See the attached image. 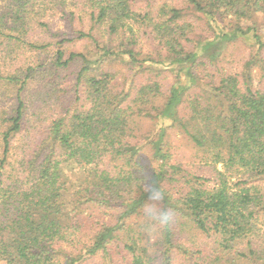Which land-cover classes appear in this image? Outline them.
Returning <instances> with one entry per match:
<instances>
[{
	"label": "trees",
	"instance_id": "trees-1",
	"mask_svg": "<svg viewBox=\"0 0 264 264\" xmlns=\"http://www.w3.org/2000/svg\"><path fill=\"white\" fill-rule=\"evenodd\" d=\"M59 1L63 4L64 0H11L10 6L0 8V46L8 56L19 50L48 47L50 43H42L41 37L38 41L34 33L41 36L46 31L49 26L42 19ZM94 1L93 20L98 24L108 21L111 33L123 26L124 19L133 17L132 0ZM187 1L210 22L216 21L219 13L249 19L253 13L264 11V0ZM180 14L174 7L168 19L153 23L149 34L164 48L165 54L160 55L164 61L141 60L133 48L120 53L104 48L105 57L112 52L128 54L134 68L145 63H172L174 82L161 106L156 103L163 96L159 81H134L132 92L125 93L119 91L114 74L103 69L100 61L86 59L76 90L82 88L87 108L52 120L39 144L8 163V169L0 170V261L81 264L103 253L109 262L117 264L112 250L123 232L124 264H156L157 259L159 264H173L176 251L188 254L190 248L178 235L191 225L214 240L210 253L200 249L192 252L197 254L198 263L264 264V86L254 84L250 71L257 59L248 63L244 75H227L218 85L187 95L199 84L200 63L216 60L229 42L248 34L249 29L237 26L213 40L195 42L193 50L187 46L192 41L191 24L179 21ZM130 32L134 34L132 29ZM85 37L92 35L80 31L79 38ZM254 37L262 49L264 41L256 33ZM57 53L58 66L69 64L77 56L73 53L63 60L64 52ZM31 69L8 70L0 65V85L16 87L21 83L12 125L0 132L6 160L13 136L23 129L26 106L20 91L32 84ZM185 103L190 110L187 115L182 112ZM154 112L158 120L171 123L162 126V139L151 141L157 168L143 174L139 159L144 146L134 141L136 118ZM170 127L182 128L215 165H222L213 184L203 178V183L186 190L169 186L174 182L172 174L180 170L171 164L172 155L165 148L164 137ZM73 163L89 167L80 185L81 202L117 211L122 218L144 215L145 206L152 203L148 193L141 190L142 184L151 182L163 189L165 198L156 206L172 210L174 220L164 230L156 225L160 248L155 249L143 232L122 221L104 224L89 245L67 253L66 245L76 246L80 229V221L68 220L63 207L64 166ZM157 250L160 255L155 256Z\"/></svg>",
	"mask_w": 264,
	"mask_h": 264
},
{
	"label": "rangeland",
	"instance_id": "rangeland-1",
	"mask_svg": "<svg viewBox=\"0 0 264 264\" xmlns=\"http://www.w3.org/2000/svg\"><path fill=\"white\" fill-rule=\"evenodd\" d=\"M59 2L60 4L50 9L49 14L42 19L49 26L46 31L41 33V36H39L40 32L34 33V37L38 41H41L39 39L41 37L42 43H50L47 48L19 50L12 56H8L0 46L2 69L21 68L26 72L28 68H32L31 80H33L31 85H27L20 91L26 106L22 120L23 129L13 136L7 160L0 138V170L8 169V163H13L18 156L29 152L39 144L52 120L58 116L71 115L79 109L87 108L88 104L84 100L85 94L82 92V88L76 90L77 76L85 65L86 59L94 63L100 61L103 69L114 74L119 91L125 93L132 92L134 81L138 84L159 81L162 85L163 96L157 99L156 103L157 106H161L174 82L175 73L172 63H145L134 68L128 54L115 55L112 52L105 57L104 48L119 53L126 48H133L141 60L164 61V57L160 56L165 54L164 48L159 42L149 38L151 36L149 34L153 23L168 19L171 16V9L174 7L181 11L178 20L191 24L189 36L192 41L187 42V46L193 50L195 42L213 40L223 33H231L237 26L244 30L249 29L248 34H240L238 39L229 42L216 60L205 59L204 64L200 63L199 84L188 92V97L194 95V92L209 89L214 84L218 85L227 75H244L248 63L254 57L257 59V64L250 70L252 80L257 87L264 86V47L259 49L254 37L256 33L264 41V11L253 13L249 19H238L234 14L219 13L217 20L210 22L205 14L197 11L187 0H132L133 17L124 19L123 26H119L116 33H111L108 21L98 24L93 20L91 13L94 11L92 7V3H95L94 0H64L63 4L62 1ZM10 5L11 0H0V8L5 9ZM164 9L166 12H163ZM39 25L41 24L39 23ZM40 27L37 29L42 31ZM131 29L134 34L130 32ZM80 31L90 33L92 37L79 38ZM58 50L64 52L63 60L69 59L73 53L77 56L69 64L58 66L56 64ZM18 88H21V83L16 87L0 85V132L7 130L12 125L11 118L16 115L19 101ZM185 106L182 112L187 115L190 110L187 108V103ZM156 113L136 118L137 127L135 128L134 141H138L144 146L139 159L143 174H149L157 168L158 163L153 159L151 141L162 139V126L171 123L168 119L158 120ZM164 143L166 144L165 148L172 155L171 164L180 168L172 174L174 182L169 183L170 187L176 191L186 190L191 185L203 183V178L208 179L209 184L214 183L217 176L216 170L222 169V165H215L211 161L210 155L197 147L182 128H168ZM88 171V166L75 165L74 163L64 166L66 182L62 189L64 213L65 216L69 215L68 220L80 221L78 223L79 236L76 240L80 244L77 246L75 242V247L65 244L67 253L75 252L77 247L89 245L91 237L100 227L115 225L122 221L132 226L138 233L143 232V236L155 244V249H159L157 240L160 237V232L145 215L122 218L119 217L117 211H106L95 205L81 202L82 197L79 193L82 187L80 185ZM85 186L83 184V187ZM77 205L78 209H75ZM119 235L120 239H115L112 253L115 256V263L124 264L126 255L122 249H124L123 241L126 240V237L123 232ZM178 236L182 243L188 245L190 249L187 255L182 251H176L173 264L198 263L197 254L192 252L200 249L208 254L211 252L210 249L215 247L212 238L191 225L184 227ZM145 241L144 239L143 242ZM154 255H160L159 250ZM155 263L159 264V259ZM0 264L6 263L0 261ZM81 264L112 263L104 257L103 253H100Z\"/></svg>",
	"mask_w": 264,
	"mask_h": 264
},
{
	"label": "clouds",
	"instance_id": "clouds-1",
	"mask_svg": "<svg viewBox=\"0 0 264 264\" xmlns=\"http://www.w3.org/2000/svg\"><path fill=\"white\" fill-rule=\"evenodd\" d=\"M141 190L148 193L149 200L152 202L147 204L144 208L145 217L160 229H167L174 220V212L170 209L159 208L156 206L159 202L164 200V190L156 187L151 182L142 184Z\"/></svg>",
	"mask_w": 264,
	"mask_h": 264
}]
</instances>
